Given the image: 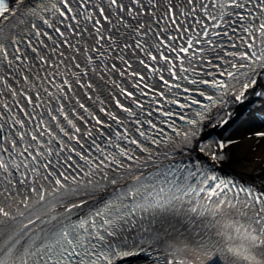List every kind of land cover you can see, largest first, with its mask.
<instances>
[{
  "label": "snow or ice",
  "instance_id": "6c2138e0",
  "mask_svg": "<svg viewBox=\"0 0 264 264\" xmlns=\"http://www.w3.org/2000/svg\"><path fill=\"white\" fill-rule=\"evenodd\" d=\"M237 124L264 0H0V264H264V187L202 136Z\"/></svg>",
  "mask_w": 264,
  "mask_h": 264
},
{
  "label": "bare ground",
  "instance_id": "6f19581e",
  "mask_svg": "<svg viewBox=\"0 0 264 264\" xmlns=\"http://www.w3.org/2000/svg\"><path fill=\"white\" fill-rule=\"evenodd\" d=\"M239 125H234L230 129L235 135H240L238 144H234L230 149H226V157L222 162L227 164L232 170L240 174L264 177V166H260V160L264 158V140L256 144L254 139L245 136L246 129H239ZM127 264H138L135 258H129Z\"/></svg>",
  "mask_w": 264,
  "mask_h": 264
}]
</instances>
